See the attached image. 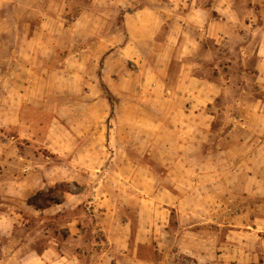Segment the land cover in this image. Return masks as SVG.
<instances>
[{
	"label": "rangeland",
	"instance_id": "1",
	"mask_svg": "<svg viewBox=\"0 0 264 264\" xmlns=\"http://www.w3.org/2000/svg\"><path fill=\"white\" fill-rule=\"evenodd\" d=\"M0 264H264V0H0Z\"/></svg>",
	"mask_w": 264,
	"mask_h": 264
}]
</instances>
